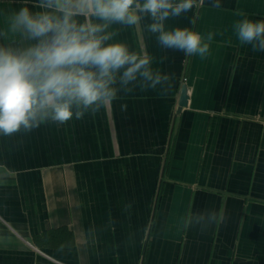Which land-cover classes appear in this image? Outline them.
<instances>
[{
  "label": "crops",
  "instance_id": "obj_1",
  "mask_svg": "<svg viewBox=\"0 0 264 264\" xmlns=\"http://www.w3.org/2000/svg\"><path fill=\"white\" fill-rule=\"evenodd\" d=\"M220 3L168 21L212 33L205 58L113 26L171 74L166 92L0 134V264H264V51L233 29L239 12L264 20V0ZM24 4L0 0V20Z\"/></svg>",
  "mask_w": 264,
  "mask_h": 264
},
{
  "label": "clouds",
  "instance_id": "obj_2",
  "mask_svg": "<svg viewBox=\"0 0 264 264\" xmlns=\"http://www.w3.org/2000/svg\"><path fill=\"white\" fill-rule=\"evenodd\" d=\"M196 0H25L0 20V134L41 125L61 126L95 116L120 94L166 92L171 74L153 68L154 57L131 50L113 26L140 25L165 51L209 55L206 37L168 21ZM221 7L220 0H211ZM233 24L241 44L264 51V20ZM123 107V106H122Z\"/></svg>",
  "mask_w": 264,
  "mask_h": 264
},
{
  "label": "water",
  "instance_id": "obj_3",
  "mask_svg": "<svg viewBox=\"0 0 264 264\" xmlns=\"http://www.w3.org/2000/svg\"><path fill=\"white\" fill-rule=\"evenodd\" d=\"M189 94H188V86L184 84L182 86L181 95L179 99L177 112L179 113L183 107L188 105Z\"/></svg>",
  "mask_w": 264,
  "mask_h": 264
},
{
  "label": "trees",
  "instance_id": "obj_4",
  "mask_svg": "<svg viewBox=\"0 0 264 264\" xmlns=\"http://www.w3.org/2000/svg\"><path fill=\"white\" fill-rule=\"evenodd\" d=\"M61 231H65V229H62ZM64 236H63L64 237V242H65L66 237H68V236H69L68 241L72 242V239H71L72 238V233L70 231H66V234ZM70 242H68V243H70Z\"/></svg>",
  "mask_w": 264,
  "mask_h": 264
}]
</instances>
